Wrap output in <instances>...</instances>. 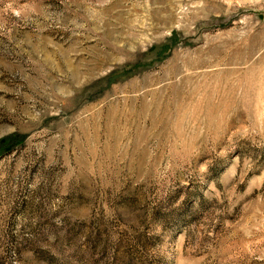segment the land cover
I'll use <instances>...</instances> for the list:
<instances>
[{
  "label": "rangeland",
  "instance_id": "374dc122",
  "mask_svg": "<svg viewBox=\"0 0 264 264\" xmlns=\"http://www.w3.org/2000/svg\"><path fill=\"white\" fill-rule=\"evenodd\" d=\"M0 264H264V0H0Z\"/></svg>",
  "mask_w": 264,
  "mask_h": 264
}]
</instances>
